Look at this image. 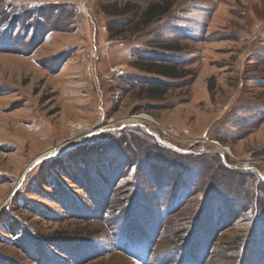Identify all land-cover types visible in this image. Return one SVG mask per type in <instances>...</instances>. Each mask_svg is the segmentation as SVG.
<instances>
[{"label": "rangeland", "instance_id": "obj_1", "mask_svg": "<svg viewBox=\"0 0 264 264\" xmlns=\"http://www.w3.org/2000/svg\"><path fill=\"white\" fill-rule=\"evenodd\" d=\"M141 1L0 0V264H264V0Z\"/></svg>", "mask_w": 264, "mask_h": 264}, {"label": "trees", "instance_id": "obj_2", "mask_svg": "<svg viewBox=\"0 0 264 264\" xmlns=\"http://www.w3.org/2000/svg\"><path fill=\"white\" fill-rule=\"evenodd\" d=\"M143 1V0H142ZM141 1V2H142ZM144 3L142 4L141 8H138L139 5H136V7H133L132 9H128L125 11V8L122 9L124 13H119L116 15L117 17H120L123 20V23H121L124 27H128L127 25H130L129 28V33L131 35L135 34H144L146 30L151 26V25H157L159 22H161L164 18H166L172 11L174 7V2L173 0H145L143 1ZM139 10V14L134 12L133 16H129V14L132 13V11L129 10ZM136 21V23H134ZM126 30V29H125ZM123 32V31H121ZM143 32V33H142ZM149 32V31H147ZM159 58L162 59H167L168 57L165 56H159ZM165 61V60H163ZM169 62V61H168ZM138 67L137 70L143 73H147L149 75H153L162 79H168V80H176L178 79L177 75V68L174 66H168V65H161V64H155V63H144L142 61L137 63ZM159 78H154L153 82H159L160 80H157ZM152 81V80H151ZM159 85H164L161 82H159ZM160 86V87H161ZM164 87V86H162ZM17 226L13 225L10 226V233H14L16 230ZM15 229V230H14ZM20 230V229H19ZM19 235H22L21 231H19ZM27 238L25 235L22 237L17 238V243L20 242H26L27 243ZM52 240H57L56 238H53ZM36 242V241H35ZM56 247H58V242H55Z\"/></svg>", "mask_w": 264, "mask_h": 264}, {"label": "bare ground", "instance_id": "obj_3", "mask_svg": "<svg viewBox=\"0 0 264 264\" xmlns=\"http://www.w3.org/2000/svg\"><path fill=\"white\" fill-rule=\"evenodd\" d=\"M140 121H147V122H152V119L151 118H148L144 115H141V116H137V117H134L130 120H125L124 122H140ZM115 122H106V123H103V124H98L99 126L95 127V128H90V129H86L85 128H80L78 127L77 125H71V129H72V134H73V137H72V142H79L81 139L91 135V134H94V133H97L101 130H106V129H110V128H113L115 127L114 126ZM152 124V123H151ZM85 130V131H84ZM70 143V142H69ZM212 144V143H211ZM220 146V145H219ZM55 152L56 150L53 149V150H49V151H46L45 153H43L41 156H46V155H49L50 153L52 152ZM222 153H224V155L226 154H230L227 152L226 149H221ZM42 158V157H41ZM228 158V157H227ZM38 160V159H37ZM36 160H34L32 163H34ZM20 183H21V179L19 178L15 184L13 185V188H12V192L14 193L20 186Z\"/></svg>", "mask_w": 264, "mask_h": 264}, {"label": "built area", "instance_id": "obj_4", "mask_svg": "<svg viewBox=\"0 0 264 264\" xmlns=\"http://www.w3.org/2000/svg\"><path fill=\"white\" fill-rule=\"evenodd\" d=\"M90 52H92V51H90Z\"/></svg>", "mask_w": 264, "mask_h": 264}]
</instances>
